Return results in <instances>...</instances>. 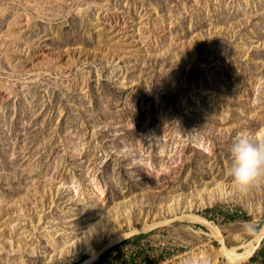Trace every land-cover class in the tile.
Masks as SVG:
<instances>
[{
    "label": "rangeland",
    "instance_id": "374dc122",
    "mask_svg": "<svg viewBox=\"0 0 264 264\" xmlns=\"http://www.w3.org/2000/svg\"><path fill=\"white\" fill-rule=\"evenodd\" d=\"M241 134L264 139V0H0V264L150 227L115 264H262L226 253L264 228V187L230 179Z\"/></svg>",
    "mask_w": 264,
    "mask_h": 264
},
{
    "label": "clouds",
    "instance_id": "9594fccd",
    "mask_svg": "<svg viewBox=\"0 0 264 264\" xmlns=\"http://www.w3.org/2000/svg\"><path fill=\"white\" fill-rule=\"evenodd\" d=\"M232 187L247 194L264 187V139L241 134L229 147Z\"/></svg>",
    "mask_w": 264,
    "mask_h": 264
},
{
    "label": "trees",
    "instance_id": "16d2710c",
    "mask_svg": "<svg viewBox=\"0 0 264 264\" xmlns=\"http://www.w3.org/2000/svg\"><path fill=\"white\" fill-rule=\"evenodd\" d=\"M207 215L210 217H213L217 220L221 219L223 223H236L238 222L241 218L242 215H240L238 212H232L229 210L224 209L221 206L214 207L212 209H208L206 211ZM245 220H249L248 217H244ZM145 238V236H138V237H133L130 238L126 241H124L122 244L115 246L112 248L110 251L106 252L104 255L101 256V258L94 264H115L116 262L111 259V256L114 252L118 251L122 246H127V245H139L141 241ZM261 259L260 263L264 264V244L262 247L255 253V255L250 259L252 263H257ZM156 262V259L149 258L147 259L146 264H154Z\"/></svg>",
    "mask_w": 264,
    "mask_h": 264
},
{
    "label": "bare ground",
    "instance_id": "6f19581e",
    "mask_svg": "<svg viewBox=\"0 0 264 264\" xmlns=\"http://www.w3.org/2000/svg\"><path fill=\"white\" fill-rule=\"evenodd\" d=\"M264 238V228L261 230L260 234L251 242L246 243L242 246L243 253H239L237 249H227L226 253L229 256L230 263H240L249 259L251 255L257 250L258 246L261 245V241ZM260 244V245H259Z\"/></svg>",
    "mask_w": 264,
    "mask_h": 264
},
{
    "label": "water",
    "instance_id": "95a60500",
    "mask_svg": "<svg viewBox=\"0 0 264 264\" xmlns=\"http://www.w3.org/2000/svg\"><path fill=\"white\" fill-rule=\"evenodd\" d=\"M154 228H155V227H150V228H148V229H143V230H141V231H139V232H137V233L131 234V235H127V236L119 237V238L115 239L114 241H112V242L108 245L107 249H105L101 254H98V255L92 256V257H90L89 259L85 260V261H84L83 263H81V264H94L95 259L99 258L102 254L104 255L105 252H107L108 250L110 251V250H111L112 248H114L115 246H117V245L123 243L124 241H126V240L132 238L133 236H137V237H138V235H140V234H142V233H148V232L154 230ZM263 244H264V240H263L262 244L260 245V247L254 252L253 255H255V253L261 248V246H262ZM253 255H251V256L249 257V259H250Z\"/></svg>",
    "mask_w": 264,
    "mask_h": 264
}]
</instances>
